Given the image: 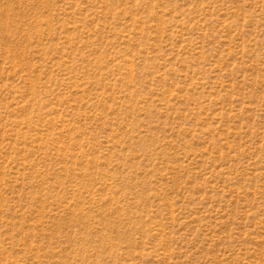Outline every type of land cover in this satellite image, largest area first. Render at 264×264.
<instances>
[{"label": "rangeland", "instance_id": "374dc122", "mask_svg": "<svg viewBox=\"0 0 264 264\" xmlns=\"http://www.w3.org/2000/svg\"><path fill=\"white\" fill-rule=\"evenodd\" d=\"M0 264H264V0H0Z\"/></svg>", "mask_w": 264, "mask_h": 264}]
</instances>
